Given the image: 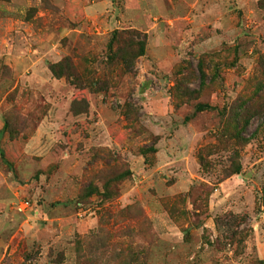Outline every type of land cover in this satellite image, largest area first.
I'll return each mask as SVG.
<instances>
[{"label":"rangeland","instance_id":"obj_1","mask_svg":"<svg viewBox=\"0 0 264 264\" xmlns=\"http://www.w3.org/2000/svg\"><path fill=\"white\" fill-rule=\"evenodd\" d=\"M263 184L264 0H0V264H260Z\"/></svg>","mask_w":264,"mask_h":264},{"label":"trees","instance_id":"obj_2","mask_svg":"<svg viewBox=\"0 0 264 264\" xmlns=\"http://www.w3.org/2000/svg\"><path fill=\"white\" fill-rule=\"evenodd\" d=\"M146 39L147 36L145 33L133 28L113 30L107 43L108 59L118 60L126 72H132L136 59L144 54ZM50 69L54 75H60L56 70L55 65H51ZM105 156L106 154H102L100 159L104 161V158H107V156ZM234 173H239V167L235 168ZM104 189V194H107L108 197L113 195L109 189L107 190V186L104 185ZM261 207H264V184L256 197L257 211L261 210ZM259 263L264 264V261H260Z\"/></svg>","mask_w":264,"mask_h":264}]
</instances>
